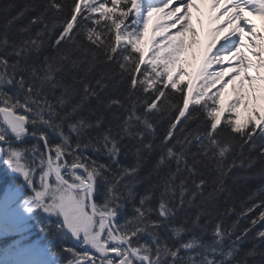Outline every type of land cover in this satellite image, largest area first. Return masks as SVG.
<instances>
[{
  "label": "snow or ice",
  "instance_id": "6c2138e0",
  "mask_svg": "<svg viewBox=\"0 0 264 264\" xmlns=\"http://www.w3.org/2000/svg\"><path fill=\"white\" fill-rule=\"evenodd\" d=\"M173 2L145 9L144 0H30L2 9L0 159L32 191L27 210L59 214L60 227L84 246L82 253L65 249L67 264H247L256 254L253 247L237 258L251 228L225 225L222 217L234 208L214 214L207 205L221 194L226 203L232 198L226 181L233 168L264 162V31L245 15L264 19V0H207L209 39L187 81V37L200 43L195 0ZM25 18L14 38L11 27ZM45 48L52 53L39 55ZM25 138L35 143L21 146ZM206 170L214 173L211 183ZM258 175L264 179V170ZM145 183L137 202L136 189ZM257 209L253 227L264 221V185L237 215ZM257 237L264 243V231L251 238Z\"/></svg>",
  "mask_w": 264,
  "mask_h": 264
},
{
  "label": "trees",
  "instance_id": "16d2710c",
  "mask_svg": "<svg viewBox=\"0 0 264 264\" xmlns=\"http://www.w3.org/2000/svg\"><path fill=\"white\" fill-rule=\"evenodd\" d=\"M30 2V0H0V33L4 31V26L6 22V13L2 10L4 9L5 5L8 4H13L17 7L22 6L25 3ZM37 2H40V0H37ZM36 13L34 12H29L28 17L34 16ZM97 17L99 14H94ZM131 19V17H130ZM28 23V18L23 19L22 21H18L15 23L11 29H10V35L13 36L14 38H19V33L17 30L21 28L23 25ZM101 23H104V21H101ZM40 28H43V24L34 26L32 31L33 34L38 31ZM52 50L51 48H45L41 50V53L39 55H48L51 54ZM138 55V54H135ZM99 65L97 66V70H99ZM143 67V66H142ZM183 87V85H181ZM6 91H11L10 89H5ZM167 91V90H166ZM60 94V91H56V95L58 96ZM178 95V93H177ZM93 107H95V103L93 102ZM193 105H191L189 108L191 109ZM142 111V109H141ZM82 115H87L86 112L81 113ZM183 119V118H181ZM167 124V119H163L160 124L157 125L158 128L163 129V126H166ZM179 127V126H178ZM195 127V122H193L190 125L189 130L191 128ZM64 130L67 132V124H65ZM48 131V130H46ZM48 135L53 139V141L59 142V137L56 136L54 133L51 131H48ZM73 141H75V137H73ZM35 143L34 140L29 139L25 141L24 143L21 144V146L24 145H31ZM248 148L249 145H244V157H245V163H247V156L249 155L248 153ZM237 155L240 152V149L237 148ZM91 155V153H88ZM253 157H256L258 155V152H253L252 153ZM159 156V151L153 153L152 156L149 158L151 163L146 164L144 168L141 170V175H147L148 171L151 170L152 164L155 163L156 159ZM122 162L125 164H130L134 162V158L129 157L128 159H124L123 157L121 158ZM232 159L231 156L228 157V161L230 162ZM172 167L174 169L175 164L173 162ZM262 170H264V162H262L260 159H255V161L251 164L250 167L247 166H242V167H236L233 168L232 173L230 174L231 177L226 181L227 186L231 189L232 193V198L230 200L226 201L227 194H221L215 198H213L211 201L208 202V210L213 211L215 214L217 211L219 213H223L224 209L226 207H233L234 211L228 213L226 216H223L222 219L224 220V223L227 227H231V225L236 222V226L238 230H242L244 228H251V232L249 233V239L246 240L244 243L240 245V252L238 253V259H244V253L248 252L253 249V247L256 248V254L252 256H247V264H260L261 256L260 253L264 252V243H259V238H256V241L254 242L251 237H254L256 233L259 231H264V221H259L254 227L251 225V219L256 218L259 215V209L255 210L253 213H248L247 216H242L238 217V213L241 211V204L242 202H247L248 197L252 194L257 192V190L264 185V179H261L258 175ZM167 172V169H163L161 175L165 174ZM206 176L209 180V183H211L212 178L214 177V173L207 171L206 170ZM7 182L6 178V170L5 166L2 164L0 160V191L2 189V186H4ZM147 183L141 184L137 187L136 191L138 193L137 195V202L139 200V195H143L145 188L147 187ZM208 191L211 190V188L207 189ZM158 195L159 193L157 192L156 200L154 203H158ZM256 203H259V199L257 198ZM197 209L193 208L190 210V214L192 216L195 215ZM51 214V213H50ZM53 214L50 215V217ZM124 215L125 216H130L131 215V208L130 206L127 207L124 210ZM45 215H37L36 221H35V227L34 229L37 230H44V234L42 237V242L55 254H58L63 262H67L69 260V256H67V253L65 249L72 248L69 245H72V242H68V238L63 231L64 228L60 227L62 225V222L59 220L58 216L57 217H52L50 218ZM124 216L121 217V221L123 222ZM183 222V216H181L179 219L175 221L177 225L181 224ZM163 235V231L161 232ZM59 238H58V237ZM187 236L182 237V239H187ZM143 240L150 241V238L145 236L142 238ZM204 240H210L211 239V234L209 233L208 235H205L203 237ZM6 242V241H4ZM73 246V245H72ZM76 249V248H75Z\"/></svg>",
  "mask_w": 264,
  "mask_h": 264
},
{
  "label": "rangeland",
  "instance_id": "374dc122",
  "mask_svg": "<svg viewBox=\"0 0 264 264\" xmlns=\"http://www.w3.org/2000/svg\"><path fill=\"white\" fill-rule=\"evenodd\" d=\"M147 3L146 4L144 3L145 9L148 7H151V5L148 6ZM203 4L206 5V8L210 9V4L207 2V0H195V7L191 10L192 22H193L194 27L196 28L197 33H198L197 38L199 39L200 43L197 45H192V43H191L192 37H191V35H189L187 37L188 49L185 53V57H186V55L193 56V57L199 56L202 53V51L205 50L206 44L208 42L209 38L207 36V32H208V29L210 27L209 21H208L209 16L205 17V15L202 13L203 12L202 11V9H203L202 5ZM224 6L225 5H222L221 9ZM197 8L199 9V11L196 10ZM245 15L247 16V18L253 20L257 25H259L261 27V30L264 31V19L252 16L249 13H245ZM157 18H158L157 16L153 17V20L151 22L153 25H155ZM198 20L202 21V23H197ZM173 31H175V30H173ZM151 32H150V34H151ZM146 40H148L147 36L145 37V42H146ZM143 46H145V44ZM229 94H226V96H225L226 100L229 98ZM12 194H13V190H9V192L7 193V198L9 199L12 196ZM22 198H23V196H22ZM23 203H25V202H23ZM26 204H28V203L26 202ZM27 207L29 208L28 205H27ZM25 213H27V216H28L29 211L25 210L23 215H25ZM49 215H51V214H49ZM56 215H59V214H56ZM18 217H19V215L16 216V218H18ZM19 218H21V216ZM30 229H31V224L28 223L27 220H24V222L22 221L21 223H17L16 225H13L7 231V233L4 234V236L5 235H21V234L26 233V231H28ZM42 258H43V260H42ZM42 258L40 260V264H50V263H47V261H50L52 264H58L57 262L59 260V259H56V257L50 256V255L43 256Z\"/></svg>",
  "mask_w": 264,
  "mask_h": 264
},
{
  "label": "bare ground",
  "instance_id": "6f19581e",
  "mask_svg": "<svg viewBox=\"0 0 264 264\" xmlns=\"http://www.w3.org/2000/svg\"><path fill=\"white\" fill-rule=\"evenodd\" d=\"M150 1H155V2H159V0H150ZM182 2V0H174V2H173V4L172 5H170V7H173L174 5H178V4H180ZM202 13L205 15V17L207 16H209V9L208 8H206V5L205 4H203L202 5ZM166 11H167V9H166Z\"/></svg>",
  "mask_w": 264,
  "mask_h": 264
}]
</instances>
